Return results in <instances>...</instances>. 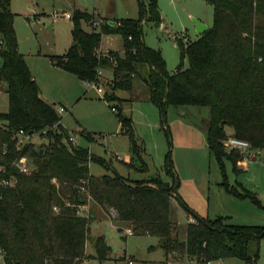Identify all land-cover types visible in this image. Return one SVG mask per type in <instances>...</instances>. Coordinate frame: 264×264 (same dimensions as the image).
<instances>
[{
    "label": "trees",
    "instance_id": "trees-1",
    "mask_svg": "<svg viewBox=\"0 0 264 264\" xmlns=\"http://www.w3.org/2000/svg\"><path fill=\"white\" fill-rule=\"evenodd\" d=\"M208 1L214 6L213 25L197 38L181 43L190 65H179L174 72L167 69L160 50L143 39L142 20H161L157 0L147 4L140 0L139 18H106L76 7L71 17L74 45L63 55L50 57L65 71L101 85L107 101H117L111 106L116 108L121 131L129 140L130 159L124 161L128 170H149L144 141L136 134L131 115L121 113L123 101L131 98L120 96L119 91L132 93L135 77L142 80L148 98L158 107L170 141L167 111L171 104L207 106V141L221 168L222 184L229 192L251 196L260 203L254 194L229 185L226 161L240 170L241 155L227 148L224 140L229 135L227 126H231L234 135L264 149V0ZM9 6L10 0H0V80L6 82L8 96V107L0 112V154L6 146L7 160L23 153L32 158L35 167L29 173L15 171V183L2 192L0 244L6 260L13 264H79L93 256L85 247L94 212L91 207L84 214L79 208L90 201L91 206L112 209L114 217L129 223L133 233L158 236L168 253L182 252L197 263L236 256L246 264H257L264 224L226 223L222 215L206 216L204 222L193 211L197 220L189 221L186 237L179 238L171 220V203L176 197L186 202L179 195V179L171 159L166 170L172 181L158 173L132 178L117 171L90 172V160L106 166L109 163L84 145L62 140L67 129L58 122L55 103L40 96L38 83L17 48ZM83 22L89 30L83 28ZM105 34L120 35L122 48H103L98 56L96 49ZM105 68L112 70L109 80H103ZM19 128L40 131L48 142L35 146L31 141L18 149L13 133ZM81 134L88 141L94 140L90 132ZM91 242L94 256L106 258L109 246L103 235L92 237Z\"/></svg>",
    "mask_w": 264,
    "mask_h": 264
},
{
    "label": "rangeland",
    "instance_id": "rangeland-1",
    "mask_svg": "<svg viewBox=\"0 0 264 264\" xmlns=\"http://www.w3.org/2000/svg\"><path fill=\"white\" fill-rule=\"evenodd\" d=\"M142 1L145 4L148 2ZM139 3L140 0H10L17 48L37 80L42 97L55 103L56 107L61 105L66 108L59 113L61 123L68 133L74 134L75 143L88 147L90 152L104 157L109 163L106 166L90 160L92 174L117 171L132 178H141L158 173L163 179L172 181L173 176L166 170V164L172 160V169L179 179L177 189L186 202L184 204L176 197L171 203V220L180 239L186 237L189 217L194 213L210 218L222 215L224 221L231 224H264L263 148H251L257 156L249 162L246 154L237 150L241 155L240 161H247L246 164L238 162L240 170H235L232 162L226 161L229 185L254 194L260 200L257 203L251 196L241 197L229 192L222 184L221 168L207 141L209 108L171 104L167 111L170 141L158 107L148 98L142 80L135 77L132 93L119 91L120 95L131 98L122 103L121 113L131 115L135 132L144 141L149 170H128L123 161L130 154L129 140L121 131L116 110L111 109L117 101H107L103 97L104 91L98 92L90 82L80 80L53 63L50 56L63 55L73 41L72 19L63 15L65 11L73 13L79 7L106 18H139ZM157 4L160 22L150 17L142 20L144 42L160 50L170 72H174L179 65L188 67L190 59L187 54L183 55L181 43L186 44L188 39L199 36L195 19H200L209 27L213 25L214 6L208 0H157ZM82 26L90 29L85 22ZM101 46L119 50L122 38L118 34H105ZM2 61L0 55V65ZM102 77L103 80L111 79L112 70L105 68ZM7 107L6 82L0 80V112ZM81 131L90 132L94 140L88 141ZM227 132L233 134L231 126H227ZM32 141L39 146L47 143L48 137L41 133L33 136ZM91 207L94 214L100 211L97 205L91 206L90 201L80 210L86 214ZM110 212L107 216H96L90 220L85 250L93 256L83 258L79 264H205L190 261L182 252H178V256L168 253L154 234H127L128 223L113 217L112 209ZM119 227L122 230H118ZM97 235H103L109 246L108 255L102 260L94 256L91 242L92 237ZM210 264L246 263L242 258L230 256L214 259ZM257 264H264V237L260 242Z\"/></svg>",
    "mask_w": 264,
    "mask_h": 264
},
{
    "label": "built area",
    "instance_id": "built-area-1",
    "mask_svg": "<svg viewBox=\"0 0 264 264\" xmlns=\"http://www.w3.org/2000/svg\"><path fill=\"white\" fill-rule=\"evenodd\" d=\"M63 15L67 18H71L72 17V13L69 11H65L63 13ZM0 43H1V35H0ZM96 52L98 54V56H100V53L103 52V47L100 46L96 49ZM90 82L93 86L96 87L98 92H103V88L101 85H97L94 81H87ZM86 82V83H87ZM56 111L58 112V114L60 112H63L66 110L65 107L63 106H58L56 107ZM112 110H115L116 108L114 106H111ZM58 122H60V120H58ZM58 122L54 123V126L57 125ZM45 132V130H43V133ZM41 134L40 131H36V132H27L26 130H24L23 128H19L17 129L14 133L13 136L16 139V146L18 149L23 148V146L29 142L32 141V137L35 135ZM65 143H75L76 142V138L74 136V134L72 132L68 133V135L66 137H64L62 139ZM225 145L227 146V148L229 149H236L239 150L241 152H243L244 154H246V160L248 159V162L250 160H252V158L256 157L257 154L251 151V148H253L252 143L245 139V138H241L238 137L234 134L228 135L225 140H224ZM9 153V150L6 146L3 147V150L0 154V199L2 198V192L3 189L7 186L13 185L16 181V173L15 171L18 172H23V173H29L31 172L34 167L35 164L32 160V158L27 155V154H17L16 156L10 158V159H6V155ZM246 160L239 161L240 163H244L246 164ZM248 164V163H247ZM53 181H55V177L52 178ZM86 204V203H85ZM85 204H82L79 206L80 207H84ZM54 210H58V207L56 205L53 206ZM81 209V208H80ZM113 211V210H112ZM114 212V211H113ZM189 220L191 222H195L197 220V218L193 215L190 214ZM126 233L127 234H131L133 233V230L131 227H127L126 228ZM211 261H206L204 262L205 264H209ZM0 264H13L12 262H8L5 258V249L4 247L0 244ZM44 264H47V262L45 261Z\"/></svg>",
    "mask_w": 264,
    "mask_h": 264
},
{
    "label": "crops",
    "instance_id": "crops-1",
    "mask_svg": "<svg viewBox=\"0 0 264 264\" xmlns=\"http://www.w3.org/2000/svg\"><path fill=\"white\" fill-rule=\"evenodd\" d=\"M203 22V21H202ZM199 34V33H198ZM200 35V34H199ZM54 63V62H53ZM55 64V63H54ZM104 71V70H103ZM70 73V72H69ZM72 74V73H71ZM74 75V74H73ZM33 76V75H32ZM76 76V75H75ZM77 77V76H76ZM79 78V77H78ZM35 79V78H34ZM80 79V78H79ZM36 80V79H35ZM80 80H82V79H80ZM37 81V80H36ZM84 82H86V81H84ZM39 94H40V96L42 97V94H41V89H40V87H39ZM120 95V94H119ZM120 96H122V97H126V95H120ZM44 100H46L44 97H42ZM46 101H48V100H46ZM125 101H129V100H125ZM125 101H123V102H125ZM49 102V101H48ZM51 103V102H50ZM60 123H61V119H60ZM62 124V123H61ZM112 156H113V154H112ZM130 159V154H128L126 157H125V159H124V161H128ZM123 161V162H124ZM245 168V167H244ZM99 208H100V211L99 212H97V214L95 213L94 214V217H96V216H107V214H111V212L109 211V210H106V209H104V208H102V207H100V206H98ZM109 211V212H108ZM113 216V215H112ZM114 217V216H113ZM203 217H205V216H203ZM126 224H127V222H125ZM128 225H129V223L127 224V227H128ZM118 230H122V228L121 227H119L118 228ZM211 263V262H210ZM209 263V264H210Z\"/></svg>",
    "mask_w": 264,
    "mask_h": 264
},
{
    "label": "water",
    "instance_id": "water-1",
    "mask_svg": "<svg viewBox=\"0 0 264 264\" xmlns=\"http://www.w3.org/2000/svg\"><path fill=\"white\" fill-rule=\"evenodd\" d=\"M195 20H196L195 21L196 22L195 25H196V28H197V32L199 34L203 33L206 29L209 28V26L206 23L202 22L200 19H195ZM74 43L75 42L72 41L70 45H74ZM198 218L203 220L204 222H206V219L203 216L198 215Z\"/></svg>",
    "mask_w": 264,
    "mask_h": 264
}]
</instances>
